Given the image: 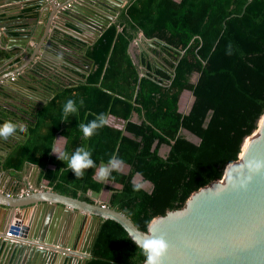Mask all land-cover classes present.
Returning <instances> with one entry per match:
<instances>
[{
	"label": "trees",
	"instance_id": "trees-1",
	"mask_svg": "<svg viewBox=\"0 0 264 264\" xmlns=\"http://www.w3.org/2000/svg\"><path fill=\"white\" fill-rule=\"evenodd\" d=\"M140 32L153 45L142 43L132 54L129 45ZM59 42L75 45L84 71L73 84L48 83L52 96L46 101L29 102L24 110L0 107V125L18 127L2 167L19 170L33 164L40 168L37 179L46 180L53 191L90 203L89 191L106 188L110 206L140 230L220 179L264 113V0H127L92 43L71 35ZM10 58L11 51L0 46V63ZM184 90L194 100L181 111ZM68 98L83 104L76 115L60 121ZM100 113L107 123L85 140L78 124ZM57 134L65 138V150L91 147L96 167L115 153L130 170L112 172L115 178L107 181L118 187L95 180L96 168L75 177L51 153ZM163 146L167 149L161 154ZM136 173L150 186L133 191ZM143 260L126 230L105 219L84 264Z\"/></svg>",
	"mask_w": 264,
	"mask_h": 264
},
{
	"label": "water",
	"instance_id": "water-1",
	"mask_svg": "<svg viewBox=\"0 0 264 264\" xmlns=\"http://www.w3.org/2000/svg\"><path fill=\"white\" fill-rule=\"evenodd\" d=\"M38 1L39 13L49 7L43 24L36 28L37 18L33 27L18 35L21 51L33 54L30 73L18 74L31 89H38L36 85H47L46 81L51 80L47 78L49 72L41 61L49 60L48 56L59 50V47L52 46L53 43L59 45V40L53 39L55 30H64L66 20L74 19L80 27H69L72 29L69 30L75 33L77 39L92 43L107 25L115 21L119 9L127 0H114L116 4L109 0ZM3 5L4 2H0V8ZM80 9L85 15H96L101 20L94 23L79 17L77 13ZM51 12L53 19L49 21ZM85 30L93 31L91 40L85 36ZM2 35L11 37L10 30L5 26ZM30 40L34 44H29ZM142 43L152 46L153 39H147L140 32L130 43L129 51L133 44L141 50ZM36 56L40 58L34 62ZM17 73L10 72L6 77ZM141 73H146L143 66ZM33 81L37 84L34 85ZM0 86L3 91L4 83ZM190 93L192 98L188 110L194 100ZM51 96L52 93L47 99ZM255 159L264 163V113L256 129L242 141L238 158L225 166L222 177L193 191L180 208L153 217L146 231L140 230L126 214L110 206L111 192L103 204L63 195L51 188L16 195L10 194L7 188H0V205L5 208L0 213V232L9 228L12 232L17 230L20 237L16 241L0 237V250L11 256L10 264H66L72 259L76 264H84L90 257L99 226L105 219H112L126 230L130 238L137 233L163 235L168 247L160 258V264H264V166L249 173L246 164ZM246 174L251 178L241 186L237 176L243 178ZM55 206L75 214L71 228L61 229L56 220H51ZM21 210L20 216L17 214L18 222L7 226L10 217ZM65 236L68 237L65 242L58 240V237L63 239Z\"/></svg>",
	"mask_w": 264,
	"mask_h": 264
},
{
	"label": "crops",
	"instance_id": "crops-1",
	"mask_svg": "<svg viewBox=\"0 0 264 264\" xmlns=\"http://www.w3.org/2000/svg\"><path fill=\"white\" fill-rule=\"evenodd\" d=\"M0 2H4V5L0 8V30H3V26L6 27V29L10 30L11 37L2 35L0 36V46L6 48L7 50L11 51V58L7 61H4L0 63V85L4 83V90H1L0 86V107L6 108V109H22L24 110L27 106V104L36 102V101H44L47 99V97L52 93L49 90L48 85L45 87L43 84L36 85L38 89H31L27 87L28 82L21 77L18 74H23L25 72L30 73L31 68V62L33 58V54L31 53H24L22 52L20 46V40L18 39V35L22 32H27L25 29L28 27H33L35 24V19L38 18V22L36 23V28H38L39 25L43 24V21L45 20V16L47 15L49 7L43 10L42 13H39V4L38 0H0ZM109 2L116 4V1L109 0ZM127 3V1H126ZM125 3V5H126ZM124 5V6H125ZM123 6V7H124ZM2 8L4 10H2ZM54 10H52L53 12ZM52 12L50 13L48 19L49 21L53 19ZM54 13V12H53ZM77 15L81 18H84L86 20H91L94 23H98V20H101L100 17L96 15H85L83 13V10L80 9V11L77 13ZM59 20L60 19H55ZM60 26L62 25V22H60ZM4 24V25H1ZM78 21H74V19L66 20L65 28L64 30H55L53 34V39L60 40L64 37V35H71L75 38V33L71 32L69 27L78 28L79 26ZM91 28V27H90ZM72 30V29H71ZM85 36L88 38V40L92 39L94 33L92 30H85L83 31ZM42 41V38L41 40ZM28 44V43H27ZM29 44H34L31 40L29 41ZM11 45V46H8ZM143 45V44H142ZM52 46L59 47V50L56 52H52L53 55L49 57V60L41 61L42 65H44L48 72L49 76L52 80L55 81V83L52 82V80L46 81L47 84H59V80H63L66 83L69 82H75L79 78V75L83 73V62L79 58L78 51L74 48L75 45H66L63 42H59L58 44H52ZM137 49L140 51L138 46L136 45ZM59 51L60 54L58 53ZM62 53V54H61ZM39 56L35 57V61L39 60ZM86 65V64H84ZM17 71L18 73L15 74L12 77H6L7 74L10 72ZM33 84H37V82L33 81ZM22 122H19V125L22 126ZM11 141V137L7 141L0 140V188L1 189H9L10 194H20L26 193V192H39L42 190H48L51 187L49 186L48 182L44 179L38 180V173L40 171V168L33 165L26 163L21 169L19 170H13L11 168L4 169L2 167L3 163V157L7 154V151L9 149L8 142ZM54 143L63 148L65 143V138L57 134L55 137ZM53 155H56V153L52 152ZM57 156V155H56ZM125 169V170H124ZM122 172L128 171V165L123 163V167L121 168ZM47 185V186H46ZM53 191V189L51 188ZM109 191V190H108ZM101 193V192H100ZM100 193H93L89 191V195L94 199V201H100L101 203L105 204V201L108 198V195H104L102 197ZM7 208V206H5ZM61 210V211H60ZM69 209H65L62 211V209H58V206H55L53 209V214L51 217V220H56L58 225H60V228L69 227L71 228L73 219L75 217V214H71L68 212ZM5 211V208L0 205V213ZM23 210L18 211L19 213H14L9 220L10 225L16 224L18 222L19 218H17V214L22 213ZM61 213V215H60ZM0 214V226L2 225V219ZM72 219L70 220V218ZM61 235V233L59 234ZM20 238V237H18ZM17 238V239H18ZM67 236H65L63 239H60L58 237V240H64L62 242H65L67 240ZM19 240V239H18ZM11 263V256L8 253H3L0 250V264H10ZM66 264H76L75 260H71L67 262Z\"/></svg>",
	"mask_w": 264,
	"mask_h": 264
},
{
	"label": "clouds",
	"instance_id": "clouds-1",
	"mask_svg": "<svg viewBox=\"0 0 264 264\" xmlns=\"http://www.w3.org/2000/svg\"><path fill=\"white\" fill-rule=\"evenodd\" d=\"M83 100L74 101L72 98H68L63 103L60 121H67L70 114L76 115L78 113V105H82ZM107 120L103 113L97 114L96 118L89 120L87 123L80 122L78 128L81 131L83 138L91 137L94 132L101 126L105 125ZM18 127L11 123H5L0 125V140L7 141L10 137L16 134ZM20 132H23V128H19ZM52 152L56 153L57 158L62 160L66 168L74 172L75 177H84L85 169L96 168L94 179L98 182H104L108 179H114L112 172H120L123 167V159L113 153L107 160V163H102L99 167H96L94 160L92 159V148L87 145L77 146L74 150L68 151L55 143L51 146ZM249 173H254L259 170L264 163L259 159L246 162ZM250 175H244L243 178L237 176L239 183L243 186L246 180L250 179ZM131 187L133 191H140L144 187V181L133 179L131 181ZM131 239L135 242L137 248L140 250L144 257L143 264H160V258L165 253L168 243L163 235L156 236L148 233H137L132 236Z\"/></svg>",
	"mask_w": 264,
	"mask_h": 264
},
{
	"label": "rangeland",
	"instance_id": "rangeland-1",
	"mask_svg": "<svg viewBox=\"0 0 264 264\" xmlns=\"http://www.w3.org/2000/svg\"><path fill=\"white\" fill-rule=\"evenodd\" d=\"M143 46V45H142ZM137 51V49H136V45L134 44L133 46H132V48H131V52H132V54H134L133 52H136ZM191 98H192V96H191V93H190V91H188V90H184L183 92H182V94H181V96H180V102H179V108H180V110L181 111H185L186 109H188V107H189V105H190V103H191ZM109 120H111V118H109ZM114 125H119L120 126V123H114ZM188 135V137L191 139V140H193V141H197L198 139L195 137V136H193V135H190V134H187ZM166 149H167V147H165V146H163V147H161V149H160V153L162 154V153H164L165 151H166ZM102 164V163H101ZM125 170V169H124ZM137 179V180H142V181H144V187L145 188H147V187H149L150 186V183L148 182V181H145V180H143L142 179V177L141 176H139L138 174H135L134 175V177H133V179ZM105 183L106 184H111V185H113V186H116V187H118L119 185L118 184H116V183H113V182H109V181H105ZM108 193H109V191L106 189V188H104V189H102V191H101V193H100V195L102 196V197H104V195H108Z\"/></svg>",
	"mask_w": 264,
	"mask_h": 264
},
{
	"label": "built area",
	"instance_id": "built-area-1",
	"mask_svg": "<svg viewBox=\"0 0 264 264\" xmlns=\"http://www.w3.org/2000/svg\"><path fill=\"white\" fill-rule=\"evenodd\" d=\"M0 33H1V30H0ZM16 232L17 230L12 232L9 228H7L6 231H4L3 233L0 232V237H2V239H10L12 241H16L18 240L17 238L19 237Z\"/></svg>",
	"mask_w": 264,
	"mask_h": 264
},
{
	"label": "flooded vegetation",
	"instance_id": "flooded-vegetation-1",
	"mask_svg": "<svg viewBox=\"0 0 264 264\" xmlns=\"http://www.w3.org/2000/svg\"><path fill=\"white\" fill-rule=\"evenodd\" d=\"M0 35H2V30H1V33H0ZM134 45V44H133ZM136 45V44H135ZM60 52L61 51H59L58 53L60 54ZM62 54V53H61ZM153 57V56H152ZM47 78H50L51 79V77L50 76H47ZM52 80V79H51ZM60 82H59V84H57V85H62V86H65V81H63V80H59ZM69 82V81H68ZM45 86V85H44Z\"/></svg>",
	"mask_w": 264,
	"mask_h": 264
},
{
	"label": "bare ground",
	"instance_id": "bare-ground-1",
	"mask_svg": "<svg viewBox=\"0 0 264 264\" xmlns=\"http://www.w3.org/2000/svg\"><path fill=\"white\" fill-rule=\"evenodd\" d=\"M245 145H246V141H245L244 144H243V148H244Z\"/></svg>",
	"mask_w": 264,
	"mask_h": 264
}]
</instances>
